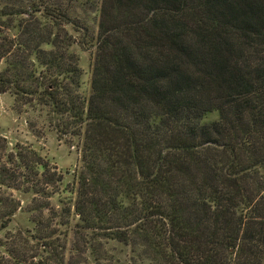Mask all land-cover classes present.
Instances as JSON below:
<instances>
[{"label": "trees", "instance_id": "obj_1", "mask_svg": "<svg viewBox=\"0 0 264 264\" xmlns=\"http://www.w3.org/2000/svg\"><path fill=\"white\" fill-rule=\"evenodd\" d=\"M89 2L86 94L63 58L81 29L69 13L0 2V92L45 105L80 153L71 199L46 216L34 201V228L8 231L0 264H109L110 240L130 264H264V0ZM8 27L34 42L32 62L8 58L30 47ZM43 179L60 192L59 173ZM17 207L0 199V230Z\"/></svg>", "mask_w": 264, "mask_h": 264}, {"label": "rangeland", "instance_id": "obj_2", "mask_svg": "<svg viewBox=\"0 0 264 264\" xmlns=\"http://www.w3.org/2000/svg\"><path fill=\"white\" fill-rule=\"evenodd\" d=\"M28 1L31 0H0L4 5L20 7L19 10L22 11L23 16L27 15L23 8H26ZM89 1L91 0H35L41 6L51 4L54 8L65 10L80 26L79 31L72 32L68 29L67 34L70 35H66L63 58H76L81 69L80 92L83 94H86L89 88L90 64L93 58V49L89 41L94 37L97 25L95 4ZM39 13L37 12L39 22H45ZM14 30L16 28L8 27L5 32L15 42L25 39L30 47L26 50L20 48L17 56L12 53L8 58H26V63H28L31 58H36L32 53L34 42L20 34L14 35ZM59 35L60 37L64 35L63 30ZM67 42H69L68 46ZM39 46L44 50L50 49V47H44L43 44ZM58 48L53 50H58ZM42 57L51 58L48 54ZM4 64L5 62H2L0 66ZM35 67L39 69L37 64ZM46 112L47 108L43 104L23 103L22 100H16L9 91L0 92V176L2 175L5 180V184L0 185V199L18 205L7 227L0 230V240H5L8 231L12 232L17 228H34L31 220L34 214V211H31V208L35 206L34 201L38 204L39 201L47 203L48 208H43V214L46 216L50 214V207L54 210L58 209V205L61 204L60 200L67 202L71 199L70 189L75 187V177L80 166L79 149L75 140L70 141L72 139L56 132L54 121L49 119ZM212 117H214L213 114L208 116V118ZM18 154L23 158L21 163L17 161ZM30 159L41 161L44 167L38 165L36 166L37 173L30 172L29 167L26 166L30 163L28 161ZM42 172H45L46 176L52 180L59 173L62 177L59 183L60 192H54V186L44 182L43 178L46 176H43ZM12 175L18 176L16 180L11 179ZM17 181H19L18 185H16ZM33 182H37V188L40 189L39 194H34L36 200H31V193L24 191V188ZM51 190L54 193L50 192ZM104 248L107 250L108 257L110 256L109 264H130L127 262L129 255H135L125 246L112 240L104 244Z\"/></svg>", "mask_w": 264, "mask_h": 264}]
</instances>
